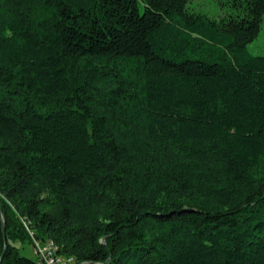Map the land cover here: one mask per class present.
<instances>
[{
	"label": "trees",
	"instance_id": "1",
	"mask_svg": "<svg viewBox=\"0 0 264 264\" xmlns=\"http://www.w3.org/2000/svg\"><path fill=\"white\" fill-rule=\"evenodd\" d=\"M191 2L0 0V264H264V0Z\"/></svg>",
	"mask_w": 264,
	"mask_h": 264
},
{
	"label": "rangeland",
	"instance_id": "2",
	"mask_svg": "<svg viewBox=\"0 0 264 264\" xmlns=\"http://www.w3.org/2000/svg\"><path fill=\"white\" fill-rule=\"evenodd\" d=\"M227 1L228 0H192L188 7L195 13H201L210 18H217L226 15V13L230 11ZM137 4L139 13L142 15L144 11L143 0H137ZM247 49L252 55H264V16L259 36L247 46ZM20 254L26 258L34 257L31 246L27 244L21 247Z\"/></svg>",
	"mask_w": 264,
	"mask_h": 264
},
{
	"label": "built area",
	"instance_id": "3",
	"mask_svg": "<svg viewBox=\"0 0 264 264\" xmlns=\"http://www.w3.org/2000/svg\"><path fill=\"white\" fill-rule=\"evenodd\" d=\"M35 254L40 257L45 264H67L61 257L54 254L52 246L49 244L47 247L41 248L38 244H35Z\"/></svg>",
	"mask_w": 264,
	"mask_h": 264
}]
</instances>
